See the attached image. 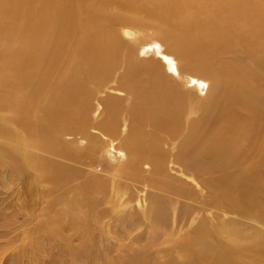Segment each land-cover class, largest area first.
<instances>
[{
    "label": "bare ground",
    "instance_id": "1",
    "mask_svg": "<svg viewBox=\"0 0 264 264\" xmlns=\"http://www.w3.org/2000/svg\"><path fill=\"white\" fill-rule=\"evenodd\" d=\"M0 138L40 190L32 231L81 237L66 264H143L110 258L142 227L164 264H264V0H0Z\"/></svg>",
    "mask_w": 264,
    "mask_h": 264
},
{
    "label": "rangeland",
    "instance_id": "2",
    "mask_svg": "<svg viewBox=\"0 0 264 264\" xmlns=\"http://www.w3.org/2000/svg\"><path fill=\"white\" fill-rule=\"evenodd\" d=\"M125 22L126 20L115 22L114 28L117 30V32H120V30H122V27H123L122 24H124ZM146 34H147V31H146ZM140 37L143 38L145 36L141 35ZM149 56H152V55H149ZM202 88H203L202 93L206 92L207 86L205 82L202 85ZM111 93L118 95V96L123 95V93H119L116 91H111ZM7 145H8V141L0 138V152H1V147L7 146ZM77 147H78L77 149L79 148L81 149L82 147H84V144L79 145V146L77 145ZM113 157H114L113 160L115 158L116 160H119L117 159V156H113ZM113 160L111 161V164H114V162L116 163V161L115 160L113 161ZM121 161H123V158L121 159ZM76 166L80 167V164L79 166L78 165ZM98 171L99 170H97V172ZM172 173L178 176H182L188 179L194 185H196V183L193 182L189 177L180 175V173H178L175 169L172 170ZM30 176H33V175H31L30 173L27 174L25 172L23 173L20 171L17 172L16 168L11 163L7 162L5 159H3L0 156V248L3 249V247L8 245V243L9 245H11L10 247L11 249L9 248L7 250L6 257H8L7 259L9 260L6 264H56V263L66 264V261L69 256L67 255L62 245H67L71 249L74 248L75 250L74 253L77 254L78 252H82L83 250L82 247H79L82 244V239L76 234L71 236V234H73L72 232H64L59 235H53L51 237H48L46 236L48 232L46 231V229L42 230L41 228L40 229L41 231H38L36 233L35 231H32L37 227V222L41 220L42 218L44 219L46 215H44L45 210H44L43 201L41 202V198L39 194L40 190L38 188V185L35 183V180L33 179V177L30 178ZM210 178L211 180L216 179V173ZM196 187L198 188V190L201 192L203 196L210 197V194L206 191L207 189H202L203 187L200 185L199 186L197 185ZM139 195H140L139 197H142L144 195L143 197L145 199V192H141L139 193ZM142 201L144 202V205L146 206L147 202H145L143 199ZM211 201L213 203H216V195L213 199H211ZM184 203L190 204L189 200L187 199H186V202L184 201ZM137 204H138L137 201H134L131 204L130 207L132 211L135 210V208L138 209ZM198 205H200V203ZM180 206H181V203L177 205V207H180ZM57 208L58 207L55 208L56 211H59L60 208L59 209ZM212 210L214 209L200 210V212H198L196 215L199 217L193 220L194 221L193 226L198 225L199 222L201 221H205V223L208 224V227H210L209 225L212 223V221L207 218H211ZM42 212L44 213L42 214ZM18 217L20 219V222H22V224L25 222L24 227H23L25 231L24 235L15 233L14 231L12 234L8 233L9 228L7 227L8 226L7 224L14 222L16 219H18ZM21 217L22 219L26 218V220H28L29 222L26 220L24 222L21 221ZM31 217L34 219H32ZM234 218H237V217L235 215L228 214L224 216V218L222 219L225 220L226 222ZM65 219L67 218L65 217ZM213 221H214V227L216 230V220H213ZM188 226H190V224ZM188 226L184 229L186 230ZM10 229L13 230V225L10 226ZM136 233L140 234L139 235L140 240L138 241L137 244L133 245L132 249L129 250L126 248H122V251H119V252L113 251L111 252L113 256H111L110 258L112 257L115 258L119 256L121 260L125 261L128 257L133 256L134 254L138 256L140 253L139 257L141 256L145 257V254L146 256H148L147 261L145 260V258H141L144 260L143 264H152V261L150 259L151 256L155 258V260L157 259L158 261L157 260L156 261L159 264H164V258H168L170 255L166 254L165 256H162L161 254L156 253L155 250L150 251L147 249L148 246L151 244V238L148 237L147 231L145 230L144 227H142V229ZM67 234L70 236H67ZM30 236L34 238V240L31 243L27 244L28 246H26L24 250L21 248L22 252H18L15 248H17L23 242L27 241V238L28 237L30 238ZM124 236L125 235H122L120 238H123ZM93 238L96 242V246L99 245V247L101 245L110 243V241L108 242L105 235L101 233H96ZM110 239L111 241H114L112 238ZM124 244L130 246V243L127 240L124 242ZM95 248L96 250L93 253V256L90 257V259L89 257H83V259L76 260V263L77 264H95V261L92 262L91 258L100 257L102 255V254H99V251H97L100 249H98L97 247ZM258 250H261L260 247ZM0 253H1V249H0ZM116 253L119 255H117ZM9 257L10 258L12 257V258L10 259ZM12 259H15V260L12 261ZM101 260H102L101 262L102 264H112L110 260H105V259H101ZM173 262H176V261H173ZM2 264L4 263L2 262Z\"/></svg>",
    "mask_w": 264,
    "mask_h": 264
}]
</instances>
